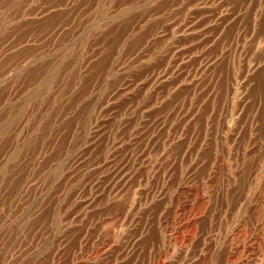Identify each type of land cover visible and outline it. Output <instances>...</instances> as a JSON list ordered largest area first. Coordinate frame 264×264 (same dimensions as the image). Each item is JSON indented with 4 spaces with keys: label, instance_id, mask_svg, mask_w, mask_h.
Returning a JSON list of instances; mask_svg holds the SVG:
<instances>
[{
    "label": "rangeland",
    "instance_id": "374dc122",
    "mask_svg": "<svg viewBox=\"0 0 264 264\" xmlns=\"http://www.w3.org/2000/svg\"><path fill=\"white\" fill-rule=\"evenodd\" d=\"M0 264H264V0H0Z\"/></svg>",
    "mask_w": 264,
    "mask_h": 264
},
{
    "label": "bare ground",
    "instance_id": "6f19581e",
    "mask_svg": "<svg viewBox=\"0 0 264 264\" xmlns=\"http://www.w3.org/2000/svg\"><path fill=\"white\" fill-rule=\"evenodd\" d=\"M3 30H4V28H3ZM115 45V44H114ZM115 57V56H114ZM115 60V59H114ZM113 60V61H114ZM108 65V64H107ZM117 65V64H116ZM116 65H114V66H116ZM119 66V65H118ZM118 68V67H117ZM105 69V68H104ZM102 70V69H101ZM113 72V71H112ZM99 73V72H98ZM104 73V72H103ZM108 73V72H107ZM109 74V73H108ZM110 74H111V72H110ZM97 75V74H96ZM119 75V74H118ZM111 76H113V74L111 75ZM120 76V75H119ZM96 77V76H95ZM104 77V76H103ZM105 78H106V76H105ZM105 78H103V80L105 79ZM83 79V78H82ZM111 79H113L112 77H111ZM110 80V79H109ZM113 82V81H112ZM122 83V82H121ZM120 84V83H119ZM95 85V84H94ZM153 85V84H152ZM114 86H116V85H114ZM119 86V85H118ZM121 87V86H120ZM155 87V86H154ZM113 88V87H112ZM111 88V89H112ZM81 91V90H80ZM111 94V93H110ZM114 94V93H113ZM71 95H73V94H71ZM115 95V94H114ZM107 96V95H106ZM117 96V95H116ZM114 97V96H113ZM74 98V97H73ZM95 98V97H94ZM101 99V98H100ZM96 101V100H95ZM92 103V102H91ZM98 103V102H97ZM83 105V104H82ZM103 105V104H102ZM97 113V112H96ZM97 115V114H96ZM98 120V119H97ZM17 127V126H16ZM22 131V130H21ZM70 145V144H69ZM69 147V146H68ZM14 180V179H13ZM24 183V182H23ZM21 188V187H20ZM55 199V198H54ZM54 199H52L51 201H50V207H52L53 205H54ZM77 203V202H76ZM57 208H61V206L58 204L57 205Z\"/></svg>",
    "mask_w": 264,
    "mask_h": 264
}]
</instances>
